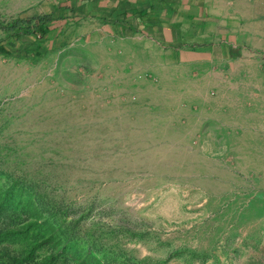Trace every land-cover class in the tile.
I'll return each instance as SVG.
<instances>
[{"label":"rangeland","instance_id":"obj_1","mask_svg":"<svg viewBox=\"0 0 264 264\" xmlns=\"http://www.w3.org/2000/svg\"><path fill=\"white\" fill-rule=\"evenodd\" d=\"M55 1L0 0V41L39 35L27 21L5 28ZM66 29L41 37L40 56L0 53L11 220L46 227L39 252L55 264H264V92L196 96L159 69L120 64L118 46L49 47Z\"/></svg>","mask_w":264,"mask_h":264},{"label":"crops","instance_id":"obj_2","mask_svg":"<svg viewBox=\"0 0 264 264\" xmlns=\"http://www.w3.org/2000/svg\"><path fill=\"white\" fill-rule=\"evenodd\" d=\"M45 15L53 16L50 32L74 33L53 46L79 37L92 47L118 46L120 64L159 69L196 96L264 92V0H58L25 16ZM31 34L28 42L41 37Z\"/></svg>","mask_w":264,"mask_h":264},{"label":"trees","instance_id":"obj_3","mask_svg":"<svg viewBox=\"0 0 264 264\" xmlns=\"http://www.w3.org/2000/svg\"><path fill=\"white\" fill-rule=\"evenodd\" d=\"M23 15L24 14L19 17L16 23L5 28V30L9 32L15 30L19 22L27 21L31 24L30 26L32 28L40 32L41 37L50 32L49 23L53 21V16L45 15L35 19ZM26 30H28V28L24 31H16L14 34L12 33L1 40L0 53L12 56L17 54H19V56H25L29 48L32 47L35 49L36 56H40L42 52L50 49L43 43V38L40 37L39 39L38 37L37 40L35 35V37H31L30 42H28V38L32 32ZM33 40H37L39 43H31ZM54 47L55 45H51V48ZM7 196L8 195L5 193H0V258L2 256L8 258V262L5 264H55L52 261L51 255H46V253L42 255V253L39 252L40 249H45L47 242L52 238L47 228L43 227L38 221H30L24 226L16 225L11 218H14L15 213L17 215L18 206L13 202H7ZM33 205L34 202L29 201V208L32 209ZM18 237L23 244L12 249L10 243L14 245V242H16L15 239Z\"/></svg>","mask_w":264,"mask_h":264}]
</instances>
